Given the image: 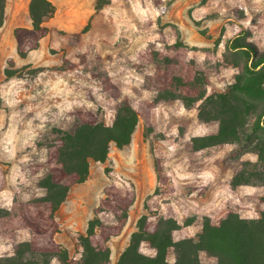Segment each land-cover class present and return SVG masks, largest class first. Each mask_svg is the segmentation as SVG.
I'll return each mask as SVG.
<instances>
[{
	"label": "rangeland",
	"instance_id": "1",
	"mask_svg": "<svg viewBox=\"0 0 264 264\" xmlns=\"http://www.w3.org/2000/svg\"><path fill=\"white\" fill-rule=\"evenodd\" d=\"M52 2L56 12L46 20L50 32L27 58L17 53L14 28L29 26V15L7 18L0 28V179L4 183L0 208L4 209H10L15 199L26 202L44 195L38 183L46 174V145L56 136L53 129L76 128L77 111H90L111 125L120 100L137 107L140 101L155 98L146 85L155 66L140 61L138 52L150 45L162 50L179 40L187 57L208 78L209 95L235 82L238 68L233 62L241 58L230 47L236 40L264 53V0H102L99 11L96 0ZM6 69L17 73L7 77ZM105 80H109L106 85ZM198 106L188 110L178 100L159 102L151 131L140 119L131 143L113 148L105 162L92 163L87 181L72 187L57 214L60 230L55 235L72 260L81 256L77 239L88 222L96 217L107 225L115 223L112 212L95 215L112 185L135 192L127 224L108 242L113 264L142 216L151 222L158 217L175 219L181 226L173 233L175 241L196 238L204 217L214 223L229 211L244 219L260 217L264 188L255 184L232 189L230 182L243 163L258 161L259 149L254 148L264 143V136H255L239 155L234 144L194 151L193 137L215 134L219 127L216 120L200 119ZM261 161L264 168V156ZM30 237L27 229H21L15 241L0 238V245L8 249L0 257L12 256L9 252L15 253L17 245ZM140 250L155 254L148 242ZM167 258L174 263L173 249ZM201 259L202 264L212 262L205 254ZM54 261L60 264L57 259L50 264Z\"/></svg>",
	"mask_w": 264,
	"mask_h": 264
},
{
	"label": "trees",
	"instance_id": "2",
	"mask_svg": "<svg viewBox=\"0 0 264 264\" xmlns=\"http://www.w3.org/2000/svg\"><path fill=\"white\" fill-rule=\"evenodd\" d=\"M103 6L102 0H96V11ZM5 7L6 0H0V28L5 24ZM28 11L31 27L14 29L21 58L37 50L40 41L49 34L44 23L54 16L56 7L50 0H30ZM185 48L178 40L162 50L150 45L137 53L140 61L155 66L154 73L146 80L147 87L156 93L154 99L140 101L137 107L120 100L111 125L90 111H77L78 124L73 131L53 129L56 136L46 145V174L38 183L44 195L26 202L15 199L10 209L0 208V238L15 241L21 229H27L31 235L29 241L17 245L14 255L0 257V264H50L53 259L60 264H113L108 242L119 236L127 224L135 201L134 191L113 185L106 188L105 198L95 209V215L112 212L115 223L107 225L96 217L88 222L85 233L78 235L82 249L78 259L72 260L68 250L55 240L60 230L56 217L72 187L87 181L92 163L105 162L113 148L122 149L131 143L140 119L146 130L151 131L152 116L159 102L178 100L188 110L199 105L200 119L218 122L215 134L191 139L194 151L234 144L235 154L239 155L249 149L255 136H264V53L236 40L230 47L241 58L233 62L238 68L235 82L209 95L208 78L187 57ZM16 73V70H5L7 77ZM104 82L106 85L109 80ZM255 147L259 149L258 161L243 163L230 182L232 189L255 184L264 188V168L260 164L264 143ZM3 185L0 179V190ZM180 227L173 218L158 217L151 222L142 216L128 246L114 264H171L167 258L170 249L175 253L173 264H202V254L212 259L210 264H264V212L257 219H244L229 211L218 223L204 217L196 238L175 241L173 233ZM143 242L155 250L153 256L141 252Z\"/></svg>",
	"mask_w": 264,
	"mask_h": 264
},
{
	"label": "crops",
	"instance_id": "3",
	"mask_svg": "<svg viewBox=\"0 0 264 264\" xmlns=\"http://www.w3.org/2000/svg\"><path fill=\"white\" fill-rule=\"evenodd\" d=\"M50 1L52 2V0H50ZM29 2H30V0H6L5 23H6L7 18H10V17L21 18L27 14L29 15V11H28L29 10ZM44 25H45V27H47L49 29L46 22L44 23ZM17 27L30 28L31 27V21H30L29 26L28 25L16 26L15 28H17Z\"/></svg>",
	"mask_w": 264,
	"mask_h": 264
},
{
	"label": "clouds",
	"instance_id": "4",
	"mask_svg": "<svg viewBox=\"0 0 264 264\" xmlns=\"http://www.w3.org/2000/svg\"><path fill=\"white\" fill-rule=\"evenodd\" d=\"M60 83H63V81H60ZM69 108L71 107V105L68 106ZM12 141L9 140L8 141V144H11ZM25 143H27V141H25ZM255 157H253V161H255ZM5 251H8V249L4 248L2 245H0V256H2V254L5 252ZM14 253H11L9 252V255H13ZM53 264H55V261L53 262Z\"/></svg>",
	"mask_w": 264,
	"mask_h": 264
}]
</instances>
